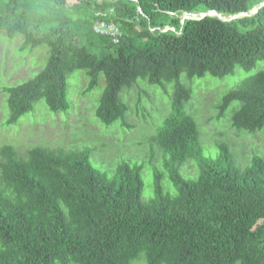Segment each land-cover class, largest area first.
<instances>
[{
    "label": "trees",
    "instance_id": "obj_1",
    "mask_svg": "<svg viewBox=\"0 0 264 264\" xmlns=\"http://www.w3.org/2000/svg\"><path fill=\"white\" fill-rule=\"evenodd\" d=\"M264 0H0V32L21 37V53L48 48L34 79L5 87L7 125L45 102L68 112V77L85 70L91 93L103 75L106 88L96 118L110 127L129 110L121 92L139 80L167 91L172 111L151 142L164 154L176 194L156 174V196L143 201V167L122 163L112 176L92 161L93 150L36 147L21 157L0 150V264H264V157L240 169L225 143L208 156L199 125L186 112L194 90L181 81L207 74L224 78L264 61V8L232 22L181 16L247 13ZM172 18L168 21L165 18ZM115 23L121 41L94 32ZM171 29V30H169ZM174 31H173V30ZM239 133L264 131V69L221 98L218 119L232 104ZM131 128L130 126H128ZM194 159L197 179L180 166Z\"/></svg>",
    "mask_w": 264,
    "mask_h": 264
},
{
    "label": "rangeland",
    "instance_id": "obj_2",
    "mask_svg": "<svg viewBox=\"0 0 264 264\" xmlns=\"http://www.w3.org/2000/svg\"><path fill=\"white\" fill-rule=\"evenodd\" d=\"M165 19L171 21L172 18ZM22 42L20 36L12 40L5 31L0 32V150L12 146L21 157L27 158L29 151L36 147L65 151L90 148L95 167L109 176L122 163L142 166L143 201L156 196L157 173L163 175L161 184L164 190L176 194L165 167L164 154L157 144L151 142L171 114L172 84L165 91L139 80L133 88H125L120 98L129 107L126 118L107 127L95 114L106 88L104 76H100L99 85L91 93L84 95L88 85L86 71L76 70L68 77L67 93L71 106L68 112L52 113L41 101L31 114L9 126L4 88L34 79L46 67L49 56L46 46L21 53ZM263 69L264 61H260L252 70L236 68L232 75L224 78L207 74L202 79L190 81L185 74L182 75L181 81L194 90L193 99L185 109L199 125L200 139L208 156L218 157L219 146L225 143L234 156L235 166L240 169L249 166L255 155L264 157V131L239 133L231 125L239 103L232 104L222 119L217 118L222 96ZM180 173L187 179H197V162L187 160L180 166ZM133 264H147L145 255Z\"/></svg>",
    "mask_w": 264,
    "mask_h": 264
},
{
    "label": "water",
    "instance_id": "obj_3",
    "mask_svg": "<svg viewBox=\"0 0 264 264\" xmlns=\"http://www.w3.org/2000/svg\"><path fill=\"white\" fill-rule=\"evenodd\" d=\"M133 1H136V0H133ZM262 8H264V3L260 4L259 7L254 8L250 12L241 13V14H238L236 16H230V17H225L222 14H219V13L214 12V11L206 12V13H198V14H184L183 16H181V23L183 25L185 23V21H187V20H203L207 17H218L220 20H222L224 22H232L234 20H238V19H242V18H246V17H251V16L257 14V12Z\"/></svg>",
    "mask_w": 264,
    "mask_h": 264
},
{
    "label": "built area",
    "instance_id": "obj_4",
    "mask_svg": "<svg viewBox=\"0 0 264 264\" xmlns=\"http://www.w3.org/2000/svg\"><path fill=\"white\" fill-rule=\"evenodd\" d=\"M94 32L97 35L111 38L115 44L121 41L122 33L119 27L113 22L98 21L94 25Z\"/></svg>",
    "mask_w": 264,
    "mask_h": 264
}]
</instances>
